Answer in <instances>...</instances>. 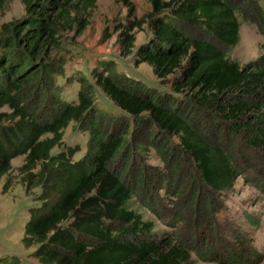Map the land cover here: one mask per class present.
Wrapping results in <instances>:
<instances>
[{"label": "trees", "instance_id": "trees-1", "mask_svg": "<svg viewBox=\"0 0 264 264\" xmlns=\"http://www.w3.org/2000/svg\"><path fill=\"white\" fill-rule=\"evenodd\" d=\"M9 1L0 0V8ZM21 1L30 17L4 25L11 35L1 42L0 178L8 173L13 158L24 155L18 169L26 191L42 190L38 196L41 204L30 209L22 238L26 247L38 245L33 254L37 260L41 264H188L194 251L201 261L258 264L263 254L255 248L231 247L220 254L206 246V252L200 253L192 241L161 248L154 239L138 238L152 224L130 208L133 189L124 177V157L143 147L144 141L136 138L138 126L145 128L146 139L162 157L169 148V137H177L179 150L191 159L211 193L229 189L238 175L234 148L225 141L228 132L242 133L248 148L264 149V93L260 91L264 55L251 63L254 71L246 72L225 51L239 42L236 1L147 0L151 10L121 26L117 40L130 53L135 42L133 29L148 23L152 36L139 46L136 61L147 63L158 79L171 86L170 94L161 93L101 62L96 84L132 119L134 142L126 138L129 122L125 116H113V126H104L109 114L94 112L93 90L83 85L76 103H52L51 84L30 104L31 88L44 83L47 76L53 77L48 64H35L33 59L55 42L58 19L68 15L69 0L59 4L42 0L38 9L39 0ZM77 1L88 9L96 0ZM123 2L132 15L133 3ZM46 6L58 8L57 16H49ZM85 25L80 19L79 31ZM22 42L24 50L20 51L17 47ZM257 96L262 100L258 102ZM204 105L207 114L199 116ZM209 111H213L210 116ZM70 122L87 123L86 151L77 160L73 158L77 147L51 153L62 144ZM121 155L123 170L115 172ZM177 168L178 164L174 171ZM9 183L7 179L4 192Z\"/></svg>", "mask_w": 264, "mask_h": 264}, {"label": "rangeland", "instance_id": "rangeland-1", "mask_svg": "<svg viewBox=\"0 0 264 264\" xmlns=\"http://www.w3.org/2000/svg\"><path fill=\"white\" fill-rule=\"evenodd\" d=\"M130 1L134 6L132 15L128 14L123 0H96L94 6L88 9H83L77 0L66 3L68 15L58 19L55 42L48 44L44 53L33 59L35 64H48L53 77L47 76L42 79L44 83L39 82L31 88L30 104L34 105L43 89L51 84L52 103H76L78 91L83 85L87 90H93L94 112L109 114L105 116L104 126L108 123L109 127L113 126V116H125L129 122L126 138L134 142L132 119L96 84L95 73L101 70V62L112 65L118 74L161 93L170 94L171 86L169 82L158 79L147 63L136 61L139 46L152 36L148 23H143L140 29H133L135 42L130 53H125L118 43L121 26L142 18L151 10L147 0ZM235 1L240 9L237 13L239 42L232 48H225V51L246 72H252L255 68L251 63L264 55V0ZM37 2L36 9L44 4L42 0ZM55 2L59 4L65 0ZM58 10L56 7L46 8L51 17L57 16ZM29 17L21 0H10L0 8V52L4 49L1 42L11 35L4 25L22 22ZM80 19L86 23L82 31H79ZM20 45L17 48L24 50L23 42ZM263 88L264 81L260 88L262 93ZM262 98L257 96L256 100L259 102ZM201 108L199 116L207 114L205 105ZM3 110H8V107ZM212 112L209 111V116ZM86 126L87 123L83 126L79 122H70L64 130L62 144L53 148L51 153L56 154L66 147H77L79 151L73 158H81L88 142V133L84 130ZM138 127L140 132L136 138L144 141L143 147L124 157L127 158L124 177L133 189L129 206L140 213L145 222L152 224L151 230L138 238L154 239L161 248H167L176 241H192L200 253L206 252V246L220 254L231 247L247 251L248 248H255L263 254L258 264H264V149L248 148L242 133L233 135V132H228L225 141L234 148L238 175L229 189L211 193L202 184L191 159L179 150L177 137H169V148L162 157L146 139L145 128ZM115 128L118 129L117 124ZM121 157L114 165L115 172L123 170L125 160ZM23 162L24 155L13 158L8 173L0 178V264H41L33 255L38 245L26 247L22 241L30 209L41 204L38 196L42 192L40 187L26 191L18 169ZM176 164L178 168L174 171ZM168 178L169 181L166 180ZM7 179L10 183L4 192L3 185ZM190 260L188 264H217L201 261L194 251Z\"/></svg>", "mask_w": 264, "mask_h": 264}]
</instances>
